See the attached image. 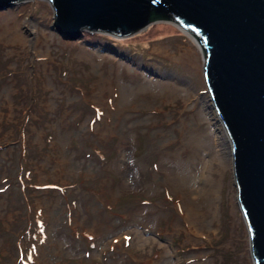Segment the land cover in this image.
I'll return each mask as SVG.
<instances>
[{
	"label": "rangeland",
	"instance_id": "374dc122",
	"mask_svg": "<svg viewBox=\"0 0 264 264\" xmlns=\"http://www.w3.org/2000/svg\"><path fill=\"white\" fill-rule=\"evenodd\" d=\"M52 21L0 10V264H253L194 38Z\"/></svg>",
	"mask_w": 264,
	"mask_h": 264
},
{
	"label": "water",
	"instance_id": "95a60500",
	"mask_svg": "<svg viewBox=\"0 0 264 264\" xmlns=\"http://www.w3.org/2000/svg\"><path fill=\"white\" fill-rule=\"evenodd\" d=\"M21 0H0V10ZM63 39L82 29L128 36L169 21L204 52L203 80L231 149L253 264H264V0H46Z\"/></svg>",
	"mask_w": 264,
	"mask_h": 264
},
{
	"label": "bare ground",
	"instance_id": "6f19581e",
	"mask_svg": "<svg viewBox=\"0 0 264 264\" xmlns=\"http://www.w3.org/2000/svg\"><path fill=\"white\" fill-rule=\"evenodd\" d=\"M208 151L210 150V149H207ZM210 152V151H209ZM183 166V165H182ZM166 173H168V174H170V176H171V174H172V176H173V173H171V171L169 172L168 170H167V172ZM167 174V175H168ZM182 176V177H181ZM204 176V175H203ZM203 176H201V180L203 181V180H206V178H204ZM173 179V178H172ZM172 181V180H171ZM184 181V179H183V175H181L180 174V172L176 175V182H174L175 183V185H176V187H178L179 189H185V187H184V184L182 183ZM205 182V181H204ZM207 182V181H206ZM192 184V183H191ZM212 186V185H211ZM211 186H210V188H208V189H205L203 192H206V194H207V196L210 194V192H211ZM189 187V186H188ZM187 187V188H188ZM192 187V186H191ZM203 190V189H202ZM202 192V193H203ZM198 194H201V193H198ZM203 195H204V193H203ZM201 196V195H200ZM207 196H206V198H207ZM191 198H190V200L191 201H193V202H195V199H197L198 197H199V195L197 196V192H195V190H192V194H191V196H190ZM187 218V217H186ZM196 219V218H195ZM189 224V223H188ZM196 223L194 222V224H193V226H190V227H194V229L192 230V232H195V230L197 229L194 225H195ZM195 234V233H194ZM200 234V233H199Z\"/></svg>",
	"mask_w": 264,
	"mask_h": 264
}]
</instances>
